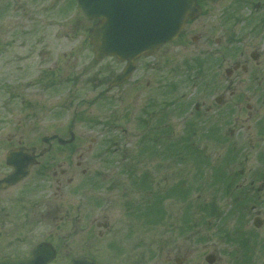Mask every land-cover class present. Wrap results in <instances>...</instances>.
<instances>
[{
	"label": "rangeland",
	"instance_id": "rangeland-1",
	"mask_svg": "<svg viewBox=\"0 0 264 264\" xmlns=\"http://www.w3.org/2000/svg\"><path fill=\"white\" fill-rule=\"evenodd\" d=\"M200 2L202 17L178 40L138 60L143 76L108 90L124 63L94 61L92 23L75 0H0V136L24 128L26 143L68 137L72 127L81 145L73 157L85 152L91 169L68 176L58 203L70 207L69 219L43 218L38 239H62V253L81 254L82 228L99 216L112 229L88 245H99L105 264H264V0ZM236 62L248 71L227 77ZM191 67L206 77L188 80ZM181 75L178 93L166 87ZM172 93L184 102L169 113L167 138L157 122ZM187 108L193 115L182 117Z\"/></svg>",
	"mask_w": 264,
	"mask_h": 264
},
{
	"label": "flooded vegetation",
	"instance_id": "flooded-vegetation-1",
	"mask_svg": "<svg viewBox=\"0 0 264 264\" xmlns=\"http://www.w3.org/2000/svg\"><path fill=\"white\" fill-rule=\"evenodd\" d=\"M198 19L189 21L187 25L196 22ZM187 25H185V30L188 27ZM123 63L122 69L125 66V62ZM147 69L148 67L137 61L136 70L130 79L116 88L123 87L129 81L131 82L132 77L136 74L140 73L143 76ZM141 76L136 78L139 83L142 81L140 80L142 79ZM150 78L148 77L147 81ZM167 85L171 89H175L176 86L183 87L184 79L181 75L179 79L177 78ZM207 85H214L216 87V84L213 82H208ZM147 87L152 88L151 82H147ZM230 88L231 86L228 83L227 90ZM224 96V93L216 96V103L221 104ZM177 107L179 109L180 105L177 106L174 102L165 104L164 109L169 111L163 113V109L162 114L165 118L157 122L162 129L161 131L167 133V135L165 134L167 138L170 130L169 113L170 111L172 113L177 112ZM195 109L199 110L198 103H196ZM149 112H147V116L151 119L153 112L152 114H149ZM181 115L183 117L185 114ZM71 128L68 127L67 131L70 134L68 137H64L62 133L44 136L37 135V137L31 138L30 136L27 138L31 142L26 143V136L23 134L24 128L20 133L13 136H0V263L25 264L24 261L29 260L34 255L35 249L41 243L50 244L54 250L53 259L46 264H56L62 255L69 257L66 264H70L75 256H88L98 260L94 251L98 250L99 245L89 247L88 242L91 245V241H95L94 239L98 238L97 240H99L110 233L112 223L109 218L106 219L107 217H104L102 221L99 216H94L90 219L89 224L82 228L87 234L85 240L87 241V245L81 254L78 255L69 256L67 251L62 253L63 246L58 241L62 239L57 240L56 237L38 239L40 238L39 233L43 218L53 219V221H66L69 219L70 207L68 208L63 202H61L62 204L58 203V199L63 198L66 194L65 187L68 184L70 185L73 180V177L68 176L74 175L79 170L83 175H88L91 172V169L83 167L82 160L86 155L85 152H78V160H75L73 157V153L79 151L81 145L77 142L76 135H72L73 130ZM172 128H175V126H172ZM27 143L31 144L26 145ZM40 143L43 145L41 146ZM22 147H33L36 149L33 156L34 162H32L29 174L24 177H22L21 171L17 170V167L25 169L26 156L20 152H12ZM55 187L56 189L54 190ZM53 204L55 206L53 209H50ZM53 233L54 235L59 234V232L49 231V234ZM31 234L34 235L30 236ZM32 240L35 241L32 242ZM115 251V256H122L123 248H116Z\"/></svg>",
	"mask_w": 264,
	"mask_h": 264
},
{
	"label": "water",
	"instance_id": "water-1",
	"mask_svg": "<svg viewBox=\"0 0 264 264\" xmlns=\"http://www.w3.org/2000/svg\"><path fill=\"white\" fill-rule=\"evenodd\" d=\"M76 1L84 18L99 20L89 31V41L94 46L95 59L113 55L128 61L123 74L118 75L111 86L129 77L137 58L141 55H152L161 45L177 38L188 19H194L201 13L197 0ZM14 152L26 156L25 169L17 167L24 177L29 173L35 149L21 148ZM254 220L256 226L263 222L258 217ZM52 249L50 244L41 243L35 249L34 255L24 261L25 264H46L54 257ZM209 262H212V259H209ZM71 264L100 263L87 257H77Z\"/></svg>",
	"mask_w": 264,
	"mask_h": 264
}]
</instances>
